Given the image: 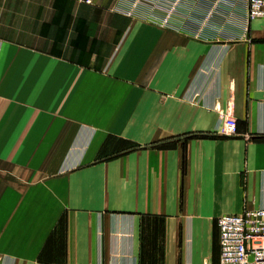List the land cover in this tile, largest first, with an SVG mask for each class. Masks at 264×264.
Instances as JSON below:
<instances>
[{
    "label": "crops",
    "instance_id": "1",
    "mask_svg": "<svg viewBox=\"0 0 264 264\" xmlns=\"http://www.w3.org/2000/svg\"><path fill=\"white\" fill-rule=\"evenodd\" d=\"M152 2L0 0V264H219L264 209V17Z\"/></svg>",
    "mask_w": 264,
    "mask_h": 264
},
{
    "label": "built area",
    "instance_id": "2",
    "mask_svg": "<svg viewBox=\"0 0 264 264\" xmlns=\"http://www.w3.org/2000/svg\"><path fill=\"white\" fill-rule=\"evenodd\" d=\"M131 12L138 14L134 6ZM246 13L249 19L264 17V0H246ZM218 132L223 135L235 134V119L224 118ZM217 226L219 264H264L263 208L220 215Z\"/></svg>",
    "mask_w": 264,
    "mask_h": 264
},
{
    "label": "rangeland",
    "instance_id": "3",
    "mask_svg": "<svg viewBox=\"0 0 264 264\" xmlns=\"http://www.w3.org/2000/svg\"><path fill=\"white\" fill-rule=\"evenodd\" d=\"M117 0V3L115 5L114 10L116 12L123 13V16L128 19H133L136 17L137 19H140L141 25L148 26L147 15L148 12H151V9L153 8V0ZM157 2V8H162L165 12L162 11V13H157L159 17L152 20L151 22H156V26H171L172 19L177 18H184L186 17V12L188 13L191 10V7L193 4L191 3V0H156ZM135 7L137 13H132V8ZM148 7L150 9H148ZM153 10V9H152ZM160 11V10H158ZM137 15L141 16L140 18L137 17Z\"/></svg>",
    "mask_w": 264,
    "mask_h": 264
}]
</instances>
